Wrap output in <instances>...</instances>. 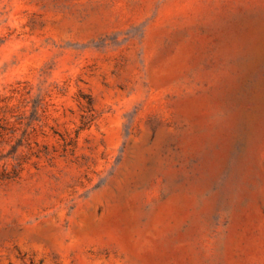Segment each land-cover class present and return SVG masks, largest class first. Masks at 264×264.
Instances as JSON below:
<instances>
[{
  "label": "rangeland",
  "instance_id": "rangeland-1",
  "mask_svg": "<svg viewBox=\"0 0 264 264\" xmlns=\"http://www.w3.org/2000/svg\"><path fill=\"white\" fill-rule=\"evenodd\" d=\"M0 264H264V0H0Z\"/></svg>",
  "mask_w": 264,
  "mask_h": 264
}]
</instances>
